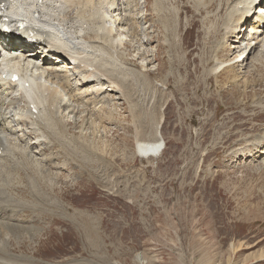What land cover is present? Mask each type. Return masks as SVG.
I'll return each instance as SVG.
<instances>
[{
  "label": "rangeland",
  "instance_id": "374dc122",
  "mask_svg": "<svg viewBox=\"0 0 264 264\" xmlns=\"http://www.w3.org/2000/svg\"><path fill=\"white\" fill-rule=\"evenodd\" d=\"M244 1L119 0L129 22L104 9L113 33L91 50L119 78L91 66L101 83L39 120L3 99L24 119L0 146V264H264V45L248 55L228 18ZM158 126L163 152L139 154Z\"/></svg>",
  "mask_w": 264,
  "mask_h": 264
},
{
  "label": "bare ground",
  "instance_id": "6f19581e",
  "mask_svg": "<svg viewBox=\"0 0 264 264\" xmlns=\"http://www.w3.org/2000/svg\"><path fill=\"white\" fill-rule=\"evenodd\" d=\"M8 2L9 0H0V3ZM135 2L136 0H125V8L122 3H119V0H13L14 9L11 13L7 18L0 17V146H2V151H9L8 145L11 143L9 140L17 143L16 130L21 129V122L24 119L22 116L13 118L3 115L4 106L7 105V102H4L3 99L15 95V97L27 100L32 105L28 106L27 116H34L36 120H39L50 108L53 109L54 105L70 109L75 107L78 102L83 101L82 93L84 92L78 94L79 89L77 88L81 86L86 88L92 83L95 72H90L91 66H95L102 76H104V73H111V75L108 74L111 80L119 78L115 74L116 67L118 71L121 70L118 60L116 64L115 59L107 55H94L91 50L97 49V47L94 46L92 38L105 40L107 36L110 37L113 33L107 27V22L111 17L106 14L104 9H108L113 14L112 22H114L113 18H116L118 25L123 26L130 20V16L124 13L135 5ZM123 7L125 12H123ZM72 11H77L78 16L76 15L77 18H75L73 15L75 19L72 18L74 20L70 21L67 26L69 21L66 23L63 18L67 17L66 15ZM89 12L90 15L88 16ZM235 12L240 18L233 22L235 25L232 31L236 30L237 34L240 33V35L236 38L234 44L240 46L246 40L257 42L255 45L250 43L246 48L249 51L248 55H251L256 51L257 44L263 43L261 45H264V0L240 2L228 14L231 21L236 15ZM95 15L101 18L97 19ZM18 23H23L26 27L21 30L16 26ZM249 23L250 27L253 28V32L249 38H246L245 34L248 30L243 31L242 25ZM68 27L75 29L77 33L75 34L71 29L69 30ZM240 27H242L241 30H239ZM30 41L31 43H29ZM232 48L236 49L238 47ZM239 63L240 60L236 59L231 65L237 68ZM224 64L220 63L217 71H220ZM75 69H78L80 73L86 72L83 79L79 78L80 81L77 83L74 82ZM14 74L19 75L17 82L12 81ZM95 75L99 79L98 83H101L102 78L97 73ZM120 81L124 83L123 80L120 79ZM121 83L119 84L121 87L117 85L115 93H121L122 97L127 98L128 95L123 89L128 84L124 83L123 86ZM57 86L68 91L64 95L60 94ZM96 88L98 89L97 86ZM101 89L103 90V88ZM99 98L101 99V97ZM135 128L142 132L144 126L138 123ZM158 129L159 126L154 129V141H145L147 139L142 138V142L137 147L139 154L155 156L163 152V141L160 139ZM5 131L10 132L12 137H10V134H5ZM8 156H13V153H9ZM0 227L6 228L4 224ZM13 238L21 241V233L13 236ZM22 262L23 258L21 256L11 263L21 264Z\"/></svg>",
  "mask_w": 264,
  "mask_h": 264
}]
</instances>
